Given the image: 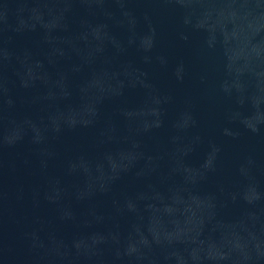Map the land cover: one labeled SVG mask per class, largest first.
Segmentation results:
<instances>
[{
  "label": "water",
  "instance_id": "water-1",
  "mask_svg": "<svg viewBox=\"0 0 264 264\" xmlns=\"http://www.w3.org/2000/svg\"><path fill=\"white\" fill-rule=\"evenodd\" d=\"M0 264H264V0H0Z\"/></svg>",
  "mask_w": 264,
  "mask_h": 264
}]
</instances>
